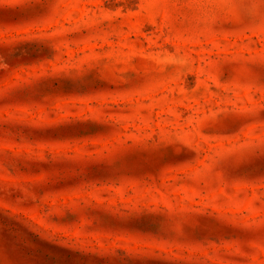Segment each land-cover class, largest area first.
I'll return each instance as SVG.
<instances>
[{
    "label": "rangeland",
    "instance_id": "obj_1",
    "mask_svg": "<svg viewBox=\"0 0 264 264\" xmlns=\"http://www.w3.org/2000/svg\"><path fill=\"white\" fill-rule=\"evenodd\" d=\"M0 264H264V0H0Z\"/></svg>",
    "mask_w": 264,
    "mask_h": 264
}]
</instances>
